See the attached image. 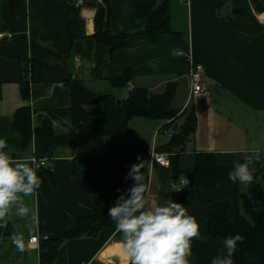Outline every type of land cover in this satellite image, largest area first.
Returning <instances> with one entry per match:
<instances>
[{
  "label": "crops",
  "instance_id": "1",
  "mask_svg": "<svg viewBox=\"0 0 264 264\" xmlns=\"http://www.w3.org/2000/svg\"><path fill=\"white\" fill-rule=\"evenodd\" d=\"M133 1L107 0L110 31L128 34L123 47L110 52L95 40V8L79 3L85 36L72 40L64 52L58 50L69 36L64 0H0V30L10 33L0 39V136H12V114L21 106L30 108L32 128L51 132L50 137L33 135L26 148L8 145L14 160L45 158L46 164L36 168L40 188L24 198L30 208H38L39 225L32 228L23 218L24 224L16 226L12 221L20 217L10 213L0 226V264H127L119 254L111 253L116 256L111 259L104 252L111 244H122L111 219L95 236L63 240L53 259L40 256V246L43 238L62 236L75 217L91 214L92 196L111 191L115 172L126 175L131 164L139 162L148 188L146 206L167 199L184 205L205 237L192 240L190 264H210L219 241L207 235L206 211L213 203L227 201L226 218L232 221L241 190L228 177L208 187L185 183L196 152H212L217 164L231 167L254 156L257 162L246 169L250 179L264 172V0H257L258 6L252 0H169V29L154 41L143 34L147 20L134 15ZM189 53L203 66L205 84L204 91L190 95ZM126 68L129 79L115 87L110 77ZM21 79L27 81L26 98ZM76 79L116 100L135 86L159 93L167 82H175L171 107L188 105L195 117L190 140L178 150V173L172 175L150 155L169 140L179 118L163 125L164 119L135 116L127 122L129 130L117 132L123 116L108 98H101L98 118L72 122L69 84ZM121 145L134 150L115 151ZM17 233L24 235V251L12 243ZM30 235L37 236L34 246L27 243ZM259 248L258 256L246 264H264V235ZM234 249L230 264H240Z\"/></svg>",
  "mask_w": 264,
  "mask_h": 264
},
{
  "label": "trees",
  "instance_id": "2",
  "mask_svg": "<svg viewBox=\"0 0 264 264\" xmlns=\"http://www.w3.org/2000/svg\"><path fill=\"white\" fill-rule=\"evenodd\" d=\"M258 6L257 0H252ZM68 12V43L58 46V50L67 52L72 40L85 36L83 19L78 14L79 6L64 0ZM83 5L95 8L93 15L94 31L91 36L105 43L108 51L112 52L123 47L127 43L128 34L112 33L108 27L109 10L107 0L98 2L97 0H83ZM134 15L146 18V26L143 34L152 41L161 31L169 29V0H134ZM130 77V70L126 68L123 74L117 77H110V82L115 87L124 86ZM70 96L72 105L70 108V118L72 122L89 121L101 115V98H108L115 111L121 112L123 122L117 132L125 129L129 130L127 122L135 116H146L153 119L166 120L165 124L173 123L183 115L182 122L176 131L171 132L169 140L163 145L155 147L157 151L168 152V164L171 174L178 173L177 154L183 146L190 140V135L195 127V117L190 106L181 109L172 108L170 103L176 87L175 82L169 81L165 84L162 92H150L144 87L135 86L125 98L116 102V98L111 93H101L88 89L86 84L80 79L70 82ZM23 97L28 96L27 81L21 79L19 83ZM182 114V115H181ZM11 120L12 136L7 139L8 145L26 148L30 145L32 136L50 137L48 129L32 128L30 108L21 106L13 114ZM133 147L128 145L116 146L117 152H131ZM194 169L187 177L188 185L195 188L208 187L216 184L222 178L228 177L233 167L217 164L212 152L197 151L194 159ZM52 175V173L50 174ZM125 175L116 171L112 182L114 187L109 192L95 193L92 197V213L77 216L68 230L62 235L54 238L41 239L40 256L53 259L56 249L63 240L82 235L95 236L96 233L110 221L107 210L115 203V198L120 191L130 187L133 183L130 179H125ZM146 183V181H144ZM238 209L232 221L227 220L226 213L228 202H217L209 205L206 211L207 235L216 241L225 238L236 237L240 243L234 247L239 252V263L246 264L248 259L258 256L260 248V237L264 235V172L258 179H250L247 191H237L235 200ZM241 206V209H240ZM118 238L121 239L120 233Z\"/></svg>",
  "mask_w": 264,
  "mask_h": 264
},
{
  "label": "clouds",
  "instance_id": "3",
  "mask_svg": "<svg viewBox=\"0 0 264 264\" xmlns=\"http://www.w3.org/2000/svg\"><path fill=\"white\" fill-rule=\"evenodd\" d=\"M34 159L14 160L6 138L0 136V226L12 213L25 218L30 227H38V208H30L24 202V198L36 193L42 183L36 174L40 165L33 163ZM256 162V157L247 156L231 169L228 179L241 191H247L250 176L246 169ZM43 163L41 160L40 164ZM142 168L143 162L131 164L124 178L133 183L123 191L117 189L119 195L107 210V216L120 233L127 264H190L192 240L205 239L200 225L184 205L173 199L146 206L148 188ZM12 243L19 251L25 250L22 233L13 235ZM239 243L236 237L220 240L219 251L210 264H230L234 246Z\"/></svg>",
  "mask_w": 264,
  "mask_h": 264
},
{
  "label": "built area",
  "instance_id": "4",
  "mask_svg": "<svg viewBox=\"0 0 264 264\" xmlns=\"http://www.w3.org/2000/svg\"><path fill=\"white\" fill-rule=\"evenodd\" d=\"M79 2L77 1L75 5H78ZM10 33L8 31H3L0 30V39H3L5 36L9 35ZM188 61L190 62L191 65V70L189 72V95L191 93H196V92H202L205 89V84L203 83L202 80V71H203V66H201L200 63H197L192 60L190 53L187 56ZM78 59V57H76ZM150 158L153 161H156L158 164L161 166H165L168 164V153L164 152H151ZM43 161V164H40V161ZM35 164H39L40 166H43L46 164V159L45 158H35L33 161ZM179 186H176L175 189L177 190ZM27 243L29 245H36L37 242V236L36 235H30L27 239Z\"/></svg>",
  "mask_w": 264,
  "mask_h": 264
},
{
  "label": "bare ground",
  "instance_id": "5",
  "mask_svg": "<svg viewBox=\"0 0 264 264\" xmlns=\"http://www.w3.org/2000/svg\"><path fill=\"white\" fill-rule=\"evenodd\" d=\"M104 252H106L107 254H110V255H111V253H117V254H119V256L123 262H126V260H127V258L125 257V255L122 251V244H120V243L111 244V247H108L106 250H104Z\"/></svg>",
  "mask_w": 264,
  "mask_h": 264
},
{
  "label": "rangeland",
  "instance_id": "6",
  "mask_svg": "<svg viewBox=\"0 0 264 264\" xmlns=\"http://www.w3.org/2000/svg\"><path fill=\"white\" fill-rule=\"evenodd\" d=\"M70 3L72 2V0H68ZM74 1V4L78 1L79 3H81L82 4V1L83 0H73ZM98 2H101L102 0H97ZM120 90H122V92H123V94L125 93V91H124V88L123 87H121V88H119ZM182 110L183 109H180V112H182ZM182 115V114H181ZM182 120H183V115L182 116H180L179 117V120H178V123H176L175 125H174V127L175 128H177L178 127V125L182 122ZM240 209H241V206H240ZM14 217V216H13ZM12 223H14V225H16V226H20V225H23L24 223H23V218H19V220H13L12 221Z\"/></svg>",
  "mask_w": 264,
  "mask_h": 264
},
{
  "label": "water",
  "instance_id": "7",
  "mask_svg": "<svg viewBox=\"0 0 264 264\" xmlns=\"http://www.w3.org/2000/svg\"><path fill=\"white\" fill-rule=\"evenodd\" d=\"M116 102H117V103H120V100H119V99H117V100H116ZM111 259H116V256H114V255H111Z\"/></svg>",
  "mask_w": 264,
  "mask_h": 264
}]
</instances>
